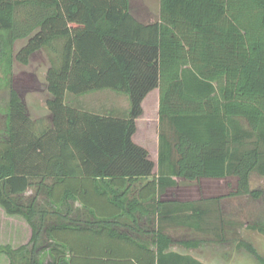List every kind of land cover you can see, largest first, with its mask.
Masks as SVG:
<instances>
[{
	"label": "trees",
	"instance_id": "1",
	"mask_svg": "<svg viewBox=\"0 0 264 264\" xmlns=\"http://www.w3.org/2000/svg\"><path fill=\"white\" fill-rule=\"evenodd\" d=\"M25 39L14 54L15 42ZM39 50L50 63L51 125L32 121L11 87L13 63L27 65ZM0 75L9 89L0 207L31 230L27 243L0 246L9 264H110L116 257L118 264H201L168 252L170 241L159 230L149 248L118 231L115 220L143 207L160 218L165 205L154 197L175 186L174 178L232 177L229 196L261 197L250 189V176L264 177V0H159L158 21L146 24L130 14L128 0H0ZM156 89L155 176L132 135L142 101ZM103 90L128 96L124 117L64 102L66 94ZM138 180L146 183L130 200ZM143 191L153 198L146 205ZM75 204L91 219L70 218ZM176 206L168 212L192 208ZM247 229L264 237V216ZM237 248L264 264L251 243Z\"/></svg>",
	"mask_w": 264,
	"mask_h": 264
},
{
	"label": "crops",
	"instance_id": "2",
	"mask_svg": "<svg viewBox=\"0 0 264 264\" xmlns=\"http://www.w3.org/2000/svg\"><path fill=\"white\" fill-rule=\"evenodd\" d=\"M25 40L28 41V39ZM25 40L23 43L21 42L23 40L15 42V45L21 43L15 48L17 52L23 45H26L27 41L25 42ZM47 70L44 75L43 91H39L35 73L30 72L27 74L30 77L27 89L24 95L21 96H24L25 105L28 107L32 106V108L38 106L37 102L42 98V107L45 109L44 114L35 118L31 117V120L35 122L42 121L45 125H51L52 115L46 107V102L51 99V95L47 91ZM86 95L89 94L82 96L66 94L64 102L70 107L83 108L80 103ZM37 99L39 101H36ZM147 100L154 106L156 111L154 115L146 113L144 110V104ZM158 103L159 91L156 89L150 92L142 101L143 112L135 120L136 130L132 135V142L148 152L149 158L154 165L152 173L155 176L158 171L160 133ZM127 109H129V105ZM110 115L113 117L125 116V114L120 115L114 112H110ZM174 180L176 181L175 186L165 189L161 195H155L154 197L155 201L159 200L165 205L160 218L158 211L152 212L143 207L119 216L114 224L116 229L127 232L136 241L146 244L149 248H153V234L159 230L170 241L168 252L191 257L201 264H248V253L244 249L237 248L239 241L247 242L244 235L248 231L247 214L238 204V199L243 196H229L235 187V179L230 177L226 179H199L196 181H186L177 178H174ZM145 183L146 180H138L130 184L127 197L130 200L138 199L139 192ZM215 185H223L224 187L219 186V188ZM223 189H230L231 191L219 193ZM33 193L34 191L31 189L24 196H33ZM38 199H42V196L39 195ZM143 199L146 205L153 198L143 191ZM215 199H219L218 203H215ZM178 203L192 204V208L184 209L181 212L176 210L175 213L168 212L171 207L175 209ZM75 208L76 211L69 216L70 218L80 222L91 219L87 212L80 209L79 204H75ZM30 235L31 230L22 217L8 216L0 207V246L10 245L18 247L27 243ZM173 235L177 237L173 238ZM216 235L222 236L223 240L220 241ZM260 236L263 237L262 235ZM185 242L198 244L194 247L192 245L184 247L182 244ZM104 244L107 243L105 242ZM257 253L260 255L258 251ZM116 258L110 264H118L120 261L118 257ZM0 264H9L7 258L2 254H0Z\"/></svg>",
	"mask_w": 264,
	"mask_h": 264
},
{
	"label": "rangeland",
	"instance_id": "3",
	"mask_svg": "<svg viewBox=\"0 0 264 264\" xmlns=\"http://www.w3.org/2000/svg\"><path fill=\"white\" fill-rule=\"evenodd\" d=\"M129 1V11L130 14L141 23H152L156 22L159 19V0H128ZM27 40H25L26 42ZM22 43L24 42L21 41ZM21 44V43H18ZM13 47L14 54L17 53L15 50L16 46ZM24 46V45H23ZM49 58L48 54L45 51H39L34 54L29 59V63L24 66L20 63L14 62L12 67V76H11V87L18 92L21 99L24 102V92L27 89L28 81L30 77L27 75L30 72L35 73L39 91L44 89V75L46 70L49 68ZM2 76L0 75V78ZM35 80V78H34ZM9 99V89L8 87H3L0 85V135L2 136V131L4 130L5 125V112L8 105ZM42 100V98H41ZM38 99L36 101L38 106L33 107L27 106L28 116L35 118L44 114V108L42 107V101ZM26 104V102H24ZM80 105L89 111L98 112V113H118L120 115L126 114L129 105L128 96L122 93H117L111 90H103L98 92L89 93L86 95ZM144 110L146 113L151 115L155 114L154 106L148 100L144 104ZM143 112V110H142ZM50 125V124H47ZM216 187H224L223 185H215ZM219 187V188H220ZM250 189L261 191V197L259 199H252L248 196H243L238 199V204L242 210L246 211L247 222L255 220L256 217L264 216V177H260L257 174H252L250 176ZM217 190V189H216ZM219 191V190H218ZM230 189H223L219 193L230 192ZM31 196L23 197V202L27 204ZM38 203L42 204V199L38 200ZM41 206V205H40ZM245 240L251 243L255 249L264 256V237L256 234L253 231H246ZM177 237L173 235V238ZM248 264H258L254 259L248 254L247 255Z\"/></svg>",
	"mask_w": 264,
	"mask_h": 264
}]
</instances>
